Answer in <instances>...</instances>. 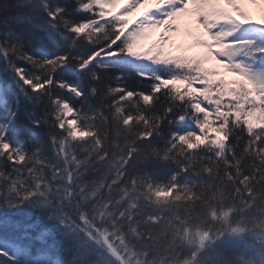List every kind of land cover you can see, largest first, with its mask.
I'll use <instances>...</instances> for the list:
<instances>
[{
  "label": "snow or ice",
  "instance_id": "obj_1",
  "mask_svg": "<svg viewBox=\"0 0 264 264\" xmlns=\"http://www.w3.org/2000/svg\"><path fill=\"white\" fill-rule=\"evenodd\" d=\"M0 60V264H264V0H0Z\"/></svg>",
  "mask_w": 264,
  "mask_h": 264
},
{
  "label": "trees",
  "instance_id": "obj_2",
  "mask_svg": "<svg viewBox=\"0 0 264 264\" xmlns=\"http://www.w3.org/2000/svg\"><path fill=\"white\" fill-rule=\"evenodd\" d=\"M18 63H20V66L21 67H26V68L29 67L27 64H25L23 62H18ZM5 67H6L5 62L2 61V60H0V77L4 76V74H5ZM8 75L9 76L11 75L10 72L8 73ZM62 75H63V78L68 79V80H75L76 79L74 73H64ZM136 84H137L136 81H129L128 82V86L129 87H136ZM113 86H115V84H113ZM58 93H59V90H58ZM59 94H62L64 96H69L70 97V94L67 93L66 91L65 92H62V93H59ZM21 105L22 106H27V102L24 101L23 98H21Z\"/></svg>",
  "mask_w": 264,
  "mask_h": 264
},
{
  "label": "rangeland",
  "instance_id": "obj_3",
  "mask_svg": "<svg viewBox=\"0 0 264 264\" xmlns=\"http://www.w3.org/2000/svg\"><path fill=\"white\" fill-rule=\"evenodd\" d=\"M148 7V5H145L144 7H142L141 9L137 10L136 12H133L131 15H129L127 17V19L129 20L130 24L132 21L137 20V18L140 16V12L146 10V8ZM160 31V29H154L153 30V38H155V34L158 33ZM150 41L146 42L149 43Z\"/></svg>",
  "mask_w": 264,
  "mask_h": 264
}]
</instances>
